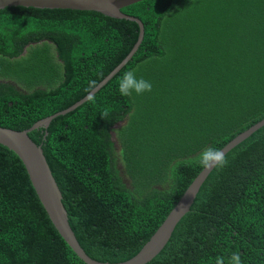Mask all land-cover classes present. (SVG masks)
<instances>
[{
	"label": "trees",
	"instance_id": "obj_1",
	"mask_svg": "<svg viewBox=\"0 0 264 264\" xmlns=\"http://www.w3.org/2000/svg\"><path fill=\"white\" fill-rule=\"evenodd\" d=\"M121 12L144 27L131 60L95 103L28 134L79 246L111 264L147 243L203 170L195 161L204 149L221 150L264 119V0H144ZM137 35L136 24L95 12L0 10V128L29 129L82 100ZM126 71L152 91L121 96ZM225 158L147 264H229L237 252L241 264H264V127ZM0 264H84L2 146Z\"/></svg>",
	"mask_w": 264,
	"mask_h": 264
},
{
	"label": "water",
	"instance_id": "obj_2",
	"mask_svg": "<svg viewBox=\"0 0 264 264\" xmlns=\"http://www.w3.org/2000/svg\"><path fill=\"white\" fill-rule=\"evenodd\" d=\"M141 1L144 0H0V10L21 7L37 10L95 12L111 19L124 20L136 24L138 27V35L135 44L127 56L98 83L99 87L93 93L96 94L131 60L143 40L144 27L142 22L138 18L121 12L122 9ZM86 96L87 94L82 100L73 104L66 110L39 120L29 129L18 132L0 128V146L12 152L20 160L27 174L30 185L49 221L60 238L77 256V258L84 264H111L92 260L79 246L74 233L69 226L67 213L62 205L61 193L52 177L41 146L34 144L28 137V134L32 131L38 129L46 130L52 120L74 111L77 107L87 101ZM262 127H264V119L245 132L239 134L221 150H223L226 155ZM45 136L46 133L44 134V137ZM212 170L203 169L197 175L162 224L134 257L125 262L115 264H147L152 261L166 246L179 221L189 212L202 184Z\"/></svg>",
	"mask_w": 264,
	"mask_h": 264
},
{
	"label": "clouds",
	"instance_id": "obj_3",
	"mask_svg": "<svg viewBox=\"0 0 264 264\" xmlns=\"http://www.w3.org/2000/svg\"><path fill=\"white\" fill-rule=\"evenodd\" d=\"M99 87L95 80L88 82V87L85 89L87 96V102L95 103V95L93 94ZM152 91L151 82L144 78H137L135 72L126 71L118 81V92L121 96H131L133 93L142 95L145 92ZM103 116H107V113H103ZM196 164L202 167L204 170H212L213 168H223L227 164L225 153L223 150L208 147L204 149L197 157ZM172 172L176 171L175 167H172ZM216 264H224L222 257L216 258ZM229 264H241L239 253H233L229 258Z\"/></svg>",
	"mask_w": 264,
	"mask_h": 264
},
{
	"label": "bare ground",
	"instance_id": "obj_4",
	"mask_svg": "<svg viewBox=\"0 0 264 264\" xmlns=\"http://www.w3.org/2000/svg\"><path fill=\"white\" fill-rule=\"evenodd\" d=\"M102 88H103V87H102ZM102 88H101V89H102ZM101 89H100V90H101ZM100 90H99V91H100ZM99 91H98V92H99ZM94 95H95V94H94ZM5 129H6V128H5ZM55 183H56V182H55ZM56 185H57V184H56Z\"/></svg>",
	"mask_w": 264,
	"mask_h": 264
}]
</instances>
